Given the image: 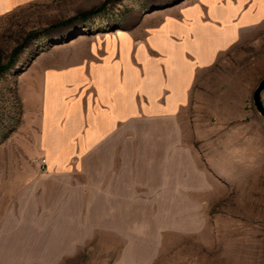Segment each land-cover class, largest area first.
I'll return each mask as SVG.
<instances>
[{"label":"rangeland","instance_id":"374dc122","mask_svg":"<svg viewBox=\"0 0 264 264\" xmlns=\"http://www.w3.org/2000/svg\"><path fill=\"white\" fill-rule=\"evenodd\" d=\"M182 1L29 0L0 16V65L10 66L0 74V264H264V117L253 100L264 78V25L210 75L233 80L236 90L246 84L245 107L184 114L186 134L197 125L223 148L213 163L222 177L212 176V193L197 197L204 202L193 212L186 202H148L87 203L81 213L43 187L34 162L37 97L28 91L39 92L42 53L87 54L131 9ZM67 214L78 215L77 226H67Z\"/></svg>","mask_w":264,"mask_h":264},{"label":"crops","instance_id":"0c3cea01","mask_svg":"<svg viewBox=\"0 0 264 264\" xmlns=\"http://www.w3.org/2000/svg\"><path fill=\"white\" fill-rule=\"evenodd\" d=\"M28 1L0 0V16ZM263 25L264 0H183L131 9L87 54L43 52L39 92L28 91L37 97L43 187L81 213L87 203L148 202H186L193 212L212 193V176L222 177L213 163L223 148L197 125L186 134L184 114L245 107L246 84L236 90L210 75ZM64 219L77 226L78 215Z\"/></svg>","mask_w":264,"mask_h":264},{"label":"water","instance_id":"95a60500","mask_svg":"<svg viewBox=\"0 0 264 264\" xmlns=\"http://www.w3.org/2000/svg\"><path fill=\"white\" fill-rule=\"evenodd\" d=\"M264 92V78L260 81L259 85L254 91L253 100L256 109L264 117V101L262 99V93Z\"/></svg>","mask_w":264,"mask_h":264},{"label":"trees","instance_id":"16d2710c","mask_svg":"<svg viewBox=\"0 0 264 264\" xmlns=\"http://www.w3.org/2000/svg\"><path fill=\"white\" fill-rule=\"evenodd\" d=\"M103 11V8L100 7L98 9H94L92 11H90L88 14H91V15H97V14H100L101 12ZM86 14H83V16H85ZM10 66H3V65H0V74H2L3 72L7 71L9 69Z\"/></svg>","mask_w":264,"mask_h":264},{"label":"built area","instance_id":"2783aa9c","mask_svg":"<svg viewBox=\"0 0 264 264\" xmlns=\"http://www.w3.org/2000/svg\"><path fill=\"white\" fill-rule=\"evenodd\" d=\"M34 162L36 163V165L39 166V168L44 171L45 167H46V160L42 159V158H35Z\"/></svg>","mask_w":264,"mask_h":264}]
</instances>
